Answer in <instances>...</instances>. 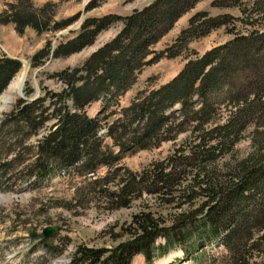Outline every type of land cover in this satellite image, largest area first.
<instances>
[{"label":"trees","instance_id":"1","mask_svg":"<svg viewBox=\"0 0 264 264\" xmlns=\"http://www.w3.org/2000/svg\"><path fill=\"white\" fill-rule=\"evenodd\" d=\"M102 1L93 0L88 8ZM198 1L153 0L129 15L87 18L75 36L61 41L53 50L48 41L32 57V65L37 67L52 56H68L92 44L101 31L122 22L119 32L81 64L51 74L60 81V89H46L33 100L19 98L5 114L0 124V186L18 183L14 178L17 175L23 176L21 182L34 185L61 171L73 170L89 180L94 178L87 183L88 190L79 193L85 200L95 196L118 209L140 199L146 191L155 195L161 205L177 203L180 211L167 223L151 208L144 207L133 216L125 239L112 248L79 245L68 264H131L141 253L151 263L156 255L184 242L216 238H222L229 249L231 264H252L255 254L264 258L259 243H254L257 232H261L260 239L264 238V218L256 220L257 216L253 219V215L242 212L244 204L258 199L257 193L264 191V138L260 140L259 134L253 137L254 152H260L259 155L253 152L238 160L231 153L256 111L264 109L262 71L256 72L260 77L258 85H248L254 98L249 100L248 92L243 91L227 118L214 121L220 108L216 94L230 84L234 69L230 41L189 58L174 78L137 96L110 121L116 113L111 107L117 106L120 96L130 89L145 64L161 56L172 58L188 53L192 40L226 24L222 17L197 13L173 44L165 47L159 57L149 58L156 52L155 44ZM27 2L11 4L0 16V22L13 23L20 34L28 27L42 34L64 29L74 20H56L51 3L37 8ZM202 18L204 21L198 22ZM246 55L250 61L256 60L251 51ZM21 66L20 60L0 51V94ZM98 101L101 111L92 116L88 109ZM188 129L196 137L190 152L188 147H177L172 155L142 171H133L121 163L122 151L134 146L158 147ZM31 135H39L35 143L29 141ZM106 136L112 138L119 152L104 143ZM8 138L13 142L6 147L4 141ZM229 154L231 170L221 175L217 163ZM105 165L107 174L96 176L98 168ZM111 183H117L118 189H111ZM200 200L205 219L196 223L191 214L197 210L188 211L183 206L192 205L191 209ZM186 227L189 230L184 231ZM38 236L45 243L46 237ZM160 238L165 244L155 254V243ZM46 244L57 253L53 245Z\"/></svg>","mask_w":264,"mask_h":264},{"label":"rangeland","instance_id":"2","mask_svg":"<svg viewBox=\"0 0 264 264\" xmlns=\"http://www.w3.org/2000/svg\"><path fill=\"white\" fill-rule=\"evenodd\" d=\"M19 1L21 0H0V16L10 9L11 4ZM24 1H30L33 3L32 6L37 8L51 3L50 10L54 11L56 20L71 17L74 20L64 29L56 32L47 31L42 34L37 33L31 27H28L24 34H20L12 23L0 22V51L6 52L22 63L20 70L0 94V124L5 114L12 110L19 98L33 100L43 94L46 89H60V81L51 77V74L81 64L119 32L122 22L119 21L101 31L92 44L85 46L80 51L65 57L52 56L44 64L33 67V55L48 41H50L51 50H53L61 41L75 36L81 30L85 19L107 14L129 15L135 9H141L153 0H104L92 8H88V5L93 0ZM28 2L27 4H29ZM201 12H208L210 17H222L226 24L211 29L208 34L192 40L188 53L172 58L161 56L157 60L145 64L138 72L130 89L120 96L117 106L111 107V109H116V113L110 118V121L118 117L121 109L129 106L137 96L144 95L149 90L174 78L189 58L200 56L211 48L229 41L230 59H232L234 69L230 84L225 85L222 91L216 94L217 105L220 108L214 121L223 122L227 118L229 109H232L234 104L240 101L243 91L248 92L249 100L254 98L253 94H249L251 89L248 85L252 86L253 83H256L257 86L261 79L264 86V79L262 80V77L260 78L256 73L262 71L264 76V0L198 1L195 7L183 14L172 29L155 44L156 52L150 54L149 58L159 57L165 47L173 44L181 30L188 27L190 18ZM201 21L204 19L198 20V22ZM238 39L241 40L235 41ZM250 51L254 54L253 56H256V60L254 58L252 61L247 59L246 53ZM27 65L28 69L24 71ZM22 73V77L25 78L21 90L15 86V82L18 75ZM229 102L230 107H227ZM100 107L101 102H97L90 106L88 111L94 114ZM253 118L239 142L231 150L234 155L232 157H237L238 160L252 155L254 152L253 137L256 134H259L260 140L264 138V109L256 111ZM38 137L39 135H31L29 141L35 143ZM195 138V134L188 129L178 134L176 139L166 140L158 147L140 149L138 146H134L121 152V163L133 171H142L155 161L172 155L177 147H188L187 152H190L191 145L196 141ZM4 142L7 147L13 141L8 138ZM104 143L116 152L119 151L118 146H113L111 137L106 136ZM254 153L255 155L260 154V152ZM261 153H264V150ZM228 156L217 163L221 175L229 173L231 170L230 164L228 165V162L231 161L230 154ZM107 171L106 165L100 166L96 176L104 177ZM14 178L19 180L18 183L7 187L0 186V264H68L79 245L105 248L117 245L129 235L133 216L144 207L151 208L161 219L165 218L167 223H171L174 220V215L180 213L177 203L161 205V201L156 200L155 195L146 191L140 199H135L129 206L118 209L107 205V200L94 198L93 195V198L87 196L85 200L80 197L79 193L88 190L87 183L94 181V178L90 177L89 180V178L76 174L73 170L34 185L21 182L23 176L17 175ZM118 186L117 183H111L110 188L118 189ZM263 192L257 193L258 199L244 204L245 208L242 210L244 214L253 215V219L257 216L256 220L264 218ZM200 203L201 200L197 201L194 204L195 207L191 209L189 207L192 205L189 204L182 207L188 211L197 210L191 214L193 218H196V223H202L205 219V209L199 205ZM47 226H52L53 233L44 243L38 235L42 234L43 229ZM183 229L184 231L189 230L187 227ZM260 233L257 232L255 238L257 241L254 243L255 245L259 243L261 254L264 255V238L258 237ZM243 242L245 243V240ZM46 243L53 245L57 253L52 252L50 245L47 246ZM161 244H165L162 238L155 243V254L159 252ZM228 250L222 238L207 239L206 242L190 240L169 249L162 257L156 255L151 264H231ZM132 264H148V262L144 255L138 254ZM252 264H264V258L255 254Z\"/></svg>","mask_w":264,"mask_h":264},{"label":"bare ground","instance_id":"3","mask_svg":"<svg viewBox=\"0 0 264 264\" xmlns=\"http://www.w3.org/2000/svg\"><path fill=\"white\" fill-rule=\"evenodd\" d=\"M24 63H26V61H24ZM28 69V65L24 68V71L25 70H27ZM24 71H23V73H24ZM23 73L22 74H20V75H18V77H17V79H16V82H15V86H17L18 87V89H21L22 90V85H23V83H24V78L25 77H22V75H23ZM22 77V78H21ZM20 91V90H19Z\"/></svg>","mask_w":264,"mask_h":264},{"label":"water","instance_id":"4","mask_svg":"<svg viewBox=\"0 0 264 264\" xmlns=\"http://www.w3.org/2000/svg\"><path fill=\"white\" fill-rule=\"evenodd\" d=\"M53 231H52V226H47L43 229V234L46 237H50L52 235Z\"/></svg>","mask_w":264,"mask_h":264}]
</instances>
